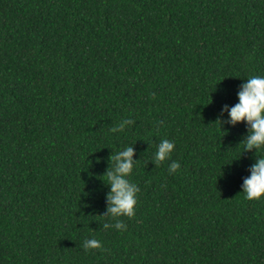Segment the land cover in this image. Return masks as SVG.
<instances>
[{"label":"trees","instance_id":"1","mask_svg":"<svg viewBox=\"0 0 264 264\" xmlns=\"http://www.w3.org/2000/svg\"><path fill=\"white\" fill-rule=\"evenodd\" d=\"M253 75L264 0H0V264H264V197L241 192L264 150L228 118ZM128 146L121 231L106 173Z\"/></svg>","mask_w":264,"mask_h":264},{"label":"clouds","instance_id":"2","mask_svg":"<svg viewBox=\"0 0 264 264\" xmlns=\"http://www.w3.org/2000/svg\"><path fill=\"white\" fill-rule=\"evenodd\" d=\"M228 118L231 124L246 122L249 126V134L242 142L245 150L253 148L257 152L264 150V76L253 75L242 83L238 91V102L228 107ZM124 123H127V120L120 123L119 129H123ZM117 130L115 127L112 129L113 132ZM174 149V141L167 138L162 139L157 145L155 162L167 160ZM133 156L134 148L131 146L117 151L112 157L116 162L115 168L109 169L106 173L110 184L108 212L115 220L112 226L121 231L126 228V225L119 217L134 216L137 204L136 194L139 188L128 178L134 167ZM179 168V161H172L169 165V172H175ZM241 192L248 200H258L264 197V155H258V159L251 166L250 175L244 178ZM100 247H102V242L95 237L84 241L85 250Z\"/></svg>","mask_w":264,"mask_h":264}]
</instances>
